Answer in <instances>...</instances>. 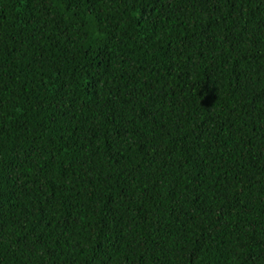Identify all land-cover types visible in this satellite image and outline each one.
Here are the masks:
<instances>
[{
    "label": "trees",
    "instance_id": "1",
    "mask_svg": "<svg viewBox=\"0 0 264 264\" xmlns=\"http://www.w3.org/2000/svg\"><path fill=\"white\" fill-rule=\"evenodd\" d=\"M0 264H264V0H0Z\"/></svg>",
    "mask_w": 264,
    "mask_h": 264
}]
</instances>
